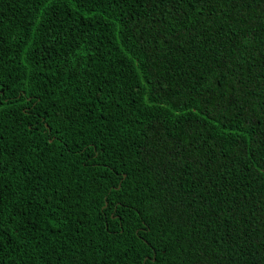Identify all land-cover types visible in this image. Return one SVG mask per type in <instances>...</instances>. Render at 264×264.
<instances>
[{
    "label": "trees",
    "instance_id": "16d2710c",
    "mask_svg": "<svg viewBox=\"0 0 264 264\" xmlns=\"http://www.w3.org/2000/svg\"><path fill=\"white\" fill-rule=\"evenodd\" d=\"M0 264H264V0H0Z\"/></svg>",
    "mask_w": 264,
    "mask_h": 264
}]
</instances>
